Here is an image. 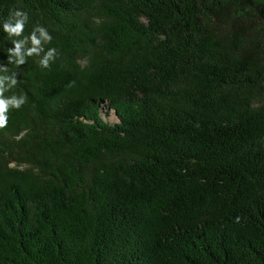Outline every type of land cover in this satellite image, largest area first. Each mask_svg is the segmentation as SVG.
<instances>
[{
    "label": "trees",
    "instance_id": "obj_1",
    "mask_svg": "<svg viewBox=\"0 0 264 264\" xmlns=\"http://www.w3.org/2000/svg\"><path fill=\"white\" fill-rule=\"evenodd\" d=\"M2 65L0 264H264V0H0Z\"/></svg>",
    "mask_w": 264,
    "mask_h": 264
},
{
    "label": "clouds",
    "instance_id": "obj_2",
    "mask_svg": "<svg viewBox=\"0 0 264 264\" xmlns=\"http://www.w3.org/2000/svg\"><path fill=\"white\" fill-rule=\"evenodd\" d=\"M29 21V15L24 10H16L12 12L9 17L3 21V31L9 37H23L15 39L12 43L14 48H10L9 62L12 57H15L16 65H23L26 63V58L30 56H41L39 64L44 68H49L51 63L57 59L58 49L55 47L45 51V45L50 43L53 39L46 27L43 25H36L32 30L30 36H24L26 24ZM30 43V46H29ZM22 49H24L22 51ZM2 71H7V67L2 65ZM19 81L16 74L13 75H0V129L6 128L9 123V112L12 109L19 110L26 102V95L13 94L5 97L4 93L10 91L18 85Z\"/></svg>",
    "mask_w": 264,
    "mask_h": 264
},
{
    "label": "rangeland",
    "instance_id": "obj_3",
    "mask_svg": "<svg viewBox=\"0 0 264 264\" xmlns=\"http://www.w3.org/2000/svg\"><path fill=\"white\" fill-rule=\"evenodd\" d=\"M102 115L107 121H109L111 123L117 122L116 115L114 114L113 111H109V113L107 115L105 113H103Z\"/></svg>",
    "mask_w": 264,
    "mask_h": 264
}]
</instances>
